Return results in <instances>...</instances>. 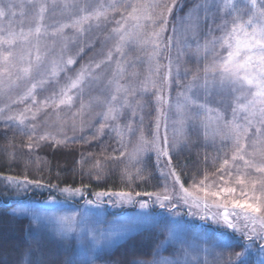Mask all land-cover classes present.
Wrapping results in <instances>:
<instances>
[{"label": "snow or ice", "instance_id": "6c2138e0", "mask_svg": "<svg viewBox=\"0 0 264 264\" xmlns=\"http://www.w3.org/2000/svg\"><path fill=\"white\" fill-rule=\"evenodd\" d=\"M60 4L62 18H57L51 11L59 6L58 0H27L30 14L24 12V3L21 2L22 18L18 21L17 0H0V96H7L12 104L25 106L18 116H6L7 120L25 125L28 114L35 121L42 110L53 108L57 113L63 109L71 111L79 101V108L72 112L73 131L76 129V117H80L82 128L85 116L92 113L95 105L104 109L95 113L99 117V131L102 133L105 127L110 126L109 121H115L122 115L123 109L132 106V100L139 92L148 91L149 85L162 92L154 77H159L162 85L170 87L171 58L163 66L159 58L162 50L170 49L176 39L175 27L172 29L173 35L167 37L166 41L163 34L168 30L174 9L179 6L178 0H60ZM218 12L221 13V22L216 24ZM183 19L188 22L186 30L192 31L193 35L202 21H211L207 31L210 38L206 37L203 45L197 43V51L202 53L203 67H197L186 87L188 92L196 87L204 90L205 101L200 103L193 100L190 107L196 110L194 116L199 117L205 137L211 135L214 140L219 137L222 145L230 144V155L225 152L217 158L220 161L218 179L206 183L208 176L205 175L199 184L193 185L195 192L189 191L180 182V176L174 169L170 174L180 184L183 203L190 209L202 210L204 214L200 215V219L204 220L211 214L214 222L231 229L233 233H239L245 240L264 241V0H212L211 3L201 0L189 8ZM94 29L105 33L103 44L107 51L103 58L83 66L75 77H67L65 83L60 85V73L76 63L72 55H67L69 44L88 38ZM217 31L220 33L218 36L215 35ZM91 42V39L87 41L89 45ZM132 45L146 54L148 75L138 80L139 74L133 73L126 83H122L126 79L127 67L133 63L128 60L126 52ZM83 51L84 48L79 47L77 54ZM106 67L111 68V74L104 91L85 103V87L99 80V74ZM137 80L138 83L135 82ZM49 85L54 86L50 95L37 100L38 90H47ZM213 89L232 97L231 119L225 118L220 108L210 106L207 97ZM180 95L186 100L190 99L183 92ZM157 101L161 105L166 103L163 95H157ZM7 107L0 108V113H4ZM157 111L155 139L149 142L141 136L140 143L131 153H127L130 162L138 161L139 154L146 151L150 144L158 159L160 156L167 157L171 166L167 135L161 145L158 134L164 113L162 108ZM132 115L135 116V110ZM192 115L190 113L188 118ZM66 123L62 122L58 131L62 132ZM30 126L33 129L37 127L35 123ZM128 127L131 131L130 124ZM49 139L54 140L57 146H66L68 142L66 136L57 139L50 132L39 137L41 141ZM121 146L126 149V145ZM120 155L123 157L126 152L122 151ZM219 181H223V185ZM237 186L240 198L235 197ZM196 192H202L203 196L196 195ZM106 195L109 194H97L98 197ZM114 195L121 201L132 202L129 192ZM145 195L152 196L151 193ZM155 199L163 208V201L171 200V197L157 195ZM140 207L143 209L148 205L142 202ZM213 208L218 211L212 212ZM241 219L244 221L243 230L237 227ZM68 221L69 218L61 219L64 225H68ZM256 225L260 226L259 231ZM70 230L69 226L62 232ZM241 247L243 250L235 253L234 264H249V246L244 244ZM260 251L264 252V243L260 245ZM164 264L171 262L165 261ZM261 264H264V259Z\"/></svg>", "mask_w": 264, "mask_h": 264}, {"label": "rangeland", "instance_id": "374dc122", "mask_svg": "<svg viewBox=\"0 0 264 264\" xmlns=\"http://www.w3.org/2000/svg\"><path fill=\"white\" fill-rule=\"evenodd\" d=\"M21 2L24 3L25 13L30 14L31 11L28 10V6L26 7L25 3L27 0H17L18 6L16 12L18 21L22 18L19 7ZM211 2L212 0H209V3ZM58 5V7L51 11L57 18H62L60 16L62 7L60 0H58ZM215 22L216 24L221 22V13L218 12L216 14ZM187 23L184 21L182 26L176 28V39L173 41V44H175L174 51L181 55V58L178 57L176 60V74L171 78L173 85L170 84V87L162 85L160 78L154 77L157 80L158 87L163 89L162 92H157L149 85L148 91L139 92L132 100V106L123 109L122 115L118 116L115 121H109L110 126L105 127L102 133L99 131V117L95 116V113L104 110L102 107L93 106L92 113L85 116V123L82 128L80 117H76V129L73 131L72 112H75L79 108V101L71 111L63 109L57 113L53 108L42 110L35 121L31 120V114H28L29 119L26 120L25 125H19L15 120H7L6 116H18L23 112L25 106L22 104H12L7 96H0V108H5V105L8 106L4 113H0V124L16 128L24 134L26 133L28 136L27 147L30 150H35L37 146L39 147L42 144L57 146L52 139L47 141L39 140V137L45 132L53 133L57 139H63L66 136L68 138L67 144L79 140L90 143L99 141L105 136H112L117 140L120 148L126 152V155L120 161L129 169L134 171L142 168L149 156L155 160L161 179L160 189L157 193L152 194L151 197L146 195L148 197L147 200H137L136 211L133 212V215L131 213L130 216L126 217L118 216V218L115 217L116 219L113 218L115 221L112 218L108 219L107 206H110L109 210L112 213L121 208L133 207L135 206L133 197L132 202H126L121 201L114 194L107 197L97 196L98 203H92L89 198H86L81 206H75V202H80L84 198L83 191L79 190L75 192L76 189H71L66 192L64 190L53 189L63 199L52 196L44 202H39V204L28 202L12 206L17 215H23L32 219L35 229L33 233L40 236L47 234L58 243L60 249L69 251L72 256L69 259V264H75L77 261L78 264H91L114 248L118 242L127 238V235L136 232L139 228L148 226L160 227L165 234V240L152 255V259L142 262V264H164L165 261L171 262V264H229L235 261V254L231 252V249L236 243L234 235L240 234L233 233L231 229H226L222 224L214 222L211 214L204 220L200 219V215L204 214L202 210L190 209L188 205L183 203V200L180 198L183 195L180 184L176 183L174 177L170 174L173 169L172 166L168 165L167 157L160 156L158 159L156 152L152 150L150 144L146 151L139 154L138 161L130 162L127 155L140 143L141 136L149 142L155 139L157 134L158 108H162L164 113V116L160 119L158 133L160 143L161 145L163 144V138L167 135L171 156H184L183 159H186L185 156H188L191 152L198 151H211L215 154L219 153L221 156L225 152H228L230 155V144L222 145L219 137H216L215 140L211 135L205 137L204 129L200 126L199 117L194 116L196 110L190 107L193 100H197L200 103L205 101L204 90L196 87L191 92H188L186 87L191 81L192 73L195 72L197 67H203L202 53L197 51V43L203 45L211 21H202L195 35H193L192 31L186 30ZM211 26L215 27V25ZM68 34L71 35L70 30H68ZM104 34L103 30L97 31L94 29L88 38H81L77 43L69 44L67 55H72L76 63L68 66L66 72L60 73V85L65 83L67 77H75L83 66L88 65L91 61H99L103 58V54L107 51L103 44ZM215 35H220L219 31L215 32ZM94 37H98V39H92ZM89 39L92 41L91 45L87 43ZM79 47H83L84 51L77 54ZM137 50L138 47L135 45L126 49L127 58L133 63H130L127 67L126 79L122 83H126L133 73L139 74L138 80L148 75L149 64L146 61L147 56L145 53L137 52ZM144 55L145 59L142 58ZM177 67L179 68L178 73ZM186 69L188 70L187 74L185 73ZM110 74L111 68L106 67L104 72L99 74V80L85 87L83 94L85 103L91 98L99 96L104 91ZM138 80L135 82L138 83ZM53 87L49 85L47 90H38L37 100H43L44 97L50 95ZM182 92L187 97H190V99L186 100L184 96H181L180 93ZM157 95H163L166 103L162 105L158 103ZM207 99L212 108H220L225 113V118L231 119L230 106L233 100L226 92L213 89ZM154 104L158 108L155 106V109L152 110L151 108ZM29 106H31L30 102ZM133 110H135V116L132 115ZM190 113L193 115L191 118H188ZM64 121H67V123L63 124V131L60 132L58 129ZM33 123L37 125L35 129L30 126ZM129 124L131 125V131L128 127ZM165 124L167 128H165ZM30 136L32 137L31 140L29 139ZM122 144L126 145V149L121 146ZM172 145L175 146L173 147ZM186 168L190 176L188 178L189 184L184 186L192 192H195L193 185L199 184L205 175L208 176L206 183L216 181L219 176L217 170L213 171L210 167L211 170L209 172L208 169L204 170L197 163L194 165L191 163ZM94 169L96 172H105V164H96ZM225 179L227 180L228 177H225ZM180 182L182 183L181 180ZM219 183L223 185L224 182L219 181ZM1 186L4 188V191H0V194L4 198L11 197L13 199L25 195L29 189L35 190L38 193L47 190L44 186H35L34 183H28L24 179L15 180L9 177L4 178ZM157 195L161 197L168 195L171 197V200L163 201L165 206L162 208L160 203L156 202L155 197ZM196 195L203 196V193L196 192ZM235 197L240 198L239 188ZM209 199L211 200L212 198ZM142 202H146L148 207L142 209L140 207V203ZM149 203L150 208H154L155 212L152 213L150 211ZM211 211L215 212L218 210L213 208ZM219 211L222 212L223 209H219ZM229 211H231V208H229ZM236 211H239V209ZM190 212L194 214H189ZM62 218H69L68 225L61 223ZM243 224L244 221L241 219L237 222V227L243 230ZM69 226L71 228L70 231L62 232V229ZM256 228L257 231L260 230L259 225H256ZM256 242L258 244L264 243V241L257 239L249 241L246 244L249 246V253H253L255 256V264H261V260L264 259V252L260 251V247L255 246ZM166 249H170V252H164ZM40 256L39 251L31 249L25 253V257H23L20 264H38L34 259H39Z\"/></svg>", "mask_w": 264, "mask_h": 264}, {"label": "trees", "instance_id": "16d2710c", "mask_svg": "<svg viewBox=\"0 0 264 264\" xmlns=\"http://www.w3.org/2000/svg\"><path fill=\"white\" fill-rule=\"evenodd\" d=\"M200 2L201 0H178L179 6L174 9L169 18L168 30L163 34L165 41L167 37L173 35L174 27L183 25L185 21L183 18L189 8L194 3ZM25 4L27 7V2ZM174 48L175 44L170 49L164 48L159 58V63L162 66L167 65L168 58H171L172 78L176 74V60L178 57L181 58ZM137 52L142 51L138 49ZM142 58L145 59V55ZM161 75H163V69ZM171 84L173 85L172 82ZM155 106L158 108L154 104L151 109H155ZM27 141L26 133L0 124V191H4L1 185L6 177L15 180L24 179L31 181L35 186L40 185L47 188L46 191L39 193L29 189L25 195L17 199L4 198L0 194V264H20L25 253L31 249L40 252V258L34 259L38 264H69V259L72 257L68 250L60 249L58 243L49 235L40 236L33 233L35 229L32 219L17 215L12 206L28 202L39 204L52 196L63 199L53 189L64 190L67 188L83 191L84 198L80 202H75V206H81L86 198H89L92 203H98V193H108L109 195L119 192L131 193L135 200V206L116 210V214L109 210V205L107 206V217L113 219L118 216H130L131 213L133 215V212L136 211V201L147 200L148 197L145 193H157L161 187L155 160L149 156L142 168L134 171L129 169L120 161L122 158L120 153L123 150L112 136H105L99 141L90 143L82 140L72 141L66 146L42 144L35 150L28 149ZM220 156L221 154L211 151L191 152L185 156L186 159H183L184 156H171V166L179 174L183 185L186 186L189 184L190 176L186 167L191 163L193 165L197 163L204 170L208 169L210 172L212 168L215 171L219 167L220 161L217 158ZM102 163L105 164V172H96L95 165ZM137 193L140 195H136ZM149 209L152 213L156 211L154 208H150V203ZM115 219L113 220L115 221ZM234 237L236 243L231 249L233 254L242 251L241 245L249 242L241 235H234ZM164 240L165 234L160 227L139 228L91 264H142V262L152 259V255ZM261 244L256 242L255 246L260 247ZM170 249H166L164 252H170ZM248 261L249 264H255L253 253H249ZM75 264H78V261ZM229 264H234V261Z\"/></svg>", "mask_w": 264, "mask_h": 264}]
</instances>
